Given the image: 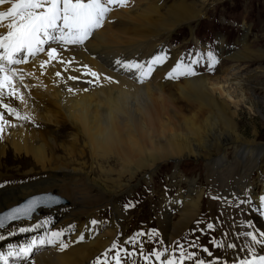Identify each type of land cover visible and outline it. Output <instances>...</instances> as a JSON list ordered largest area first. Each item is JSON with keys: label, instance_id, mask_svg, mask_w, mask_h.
<instances>
[{"label": "bare ground", "instance_id": "6f19581e", "mask_svg": "<svg viewBox=\"0 0 264 264\" xmlns=\"http://www.w3.org/2000/svg\"><path fill=\"white\" fill-rule=\"evenodd\" d=\"M209 1L129 0L126 7H112L103 27L84 44L53 42L51 47L60 52L58 60L49 61V45H45V52L29 62L6 65L13 66L6 75L11 77L16 95L9 98L5 88L4 102L28 119L11 115L0 105V114L7 121L0 132V213L22 202L42 200V193L64 200L40 205L34 215L26 214L27 218L0 227V254L7 257L8 264H29L20 249L35 237L51 238L53 232H62L61 239L70 246L60 251L57 246L38 245L29 257L33 264H86L99 254L104 257L108 246L117 237L124 239L127 232L120 201L113 198L111 221L101 218L102 209L111 202L105 197L131 191L141 179L152 181L153 174L169 163L175 166L169 181L178 184L179 191L174 198L165 196L159 206L160 229L168 242L193 227L207 191L204 185L182 177L184 160L205 163L211 193L225 195L231 189L244 191L249 185L264 183L260 134L256 130L247 137L240 130L241 111L254 102L250 91L264 87V80L260 83L254 75L240 74L238 63L264 61V50L251 49L250 29L244 26L247 30L238 41L241 47L229 55L236 62L235 72L226 67L218 75H199L191 64L195 75L167 78L183 59L179 50L167 52L168 40L179 27L187 25L193 30L192 23L205 15ZM10 6L11 0L0 5V12ZM7 23L0 22V34H6ZM219 45L224 56L228 48L224 37L219 38ZM157 54L167 58L143 83L138 74L116 63H143ZM42 61H48L43 68ZM89 70L98 73L99 79ZM71 76L79 79H69ZM18 162L20 166L13 167ZM15 173L21 174L16 181L1 184L8 180L7 174ZM28 176L30 180L18 181ZM32 195L36 197L25 200ZM81 235L84 239L79 241ZM136 239L138 244L132 249L143 250L142 235ZM10 251L14 255L8 256ZM233 255L185 259L183 264L249 260L241 254L233 259ZM165 258L168 255L162 261ZM121 260L127 264L128 259ZM130 260L148 264L141 255Z\"/></svg>", "mask_w": 264, "mask_h": 264}, {"label": "rangeland", "instance_id": "374dc122", "mask_svg": "<svg viewBox=\"0 0 264 264\" xmlns=\"http://www.w3.org/2000/svg\"><path fill=\"white\" fill-rule=\"evenodd\" d=\"M192 1L201 2L203 0H189V2ZM208 5L209 6L208 9L206 10L205 15L199 20V22L192 23V26L194 27L193 30H191L187 25H184L176 29V31L173 33V35L170 37V39L167 42V45L169 46V47L167 46V49L169 50L167 52L171 54L172 51L179 50L180 52L179 54L185 60L184 63H186V59L183 56V52L185 53L186 56H192V57L196 56L199 57L201 61H204L205 60L204 55L201 52L196 53L198 46L199 47L200 46L204 47V46L199 43H196L197 44L196 45L195 42L199 41L200 43L207 45L208 47L209 41H211L212 44L216 45L219 41L218 38L224 37L225 40L228 41V45H230V47L232 48L231 49L226 48L224 50L225 58L223 60H220L218 62L216 59L215 62L216 67L214 72L210 73L213 71V69L211 68L210 70L208 66L200 68L202 69L203 72L206 73H200L195 65L194 68L199 75L201 74L214 75L216 73L218 75L220 74L222 68H226V67H229L232 70V72H235L233 66L235 67L236 62L230 59L229 55L234 52L233 49H239L241 47L238 41H240V39H242L243 36L245 35V30H247L246 28L244 29L245 25L250 29L248 34V40L251 49L257 50L260 48L261 50H264V0H210L208 2ZM186 47L187 49H185ZM238 64L242 67V70H240V74L242 75L246 74L248 76L254 75L256 76V79H258L260 83L262 80H264V61H257L248 64L246 62H241ZM251 88L252 87H250V89ZM253 88H254V92L250 91V93L252 92V94L254 95L253 96L254 102L253 105L250 104L244 105L241 111L242 122H241L240 130L247 137H251L254 134V132L257 130L258 133L260 134L261 142L264 144V87L255 86ZM53 128L55 129L56 127L53 126ZM11 157H14V155H12ZM18 166H20L19 162L15 163L13 167H18ZM174 167L175 166L172 163H169V165H165L164 167L159 169L161 172L158 170L156 173L153 174L152 177L153 179H151L152 181L149 182L141 179L136 184V186H134V188L129 192L124 191L116 197L107 195L105 197L106 200H109L111 202L109 203V205L105 206L102 209L101 218L108 219L111 221L113 217L112 215L113 208L111 204L113 203V201L114 202L120 201L121 207L122 209L125 210L126 213V217L124 218V226L127 229L126 235L130 233L129 231L136 228L139 229L138 233H142L141 230L142 225H140L141 222H146L148 225H152V226L158 225L160 227V223L158 219L160 215L159 206L162 203L163 198L165 196L169 198H174L179 191V185L178 184L171 185V181H169V177L172 176ZM180 169H181L182 177L184 179L190 181H196L197 184L204 185L205 187L204 186L203 187L207 190L206 192L211 190V187L208 186V182L206 180L208 169L206 168V165L203 161H201L200 159L184 160ZM7 175H9V177H7L8 180H5L4 183H2L1 181L2 185H7L16 181L17 180L16 178H19V176L17 175H21V174L15 173V174H7ZM29 177L30 176L22 177L18 179V181L30 180ZM181 184L185 189H188L187 184L185 182ZM208 197L209 196L205 194L201 214H203L204 211H208L209 208L210 209L213 208L212 205H210V202L207 201ZM113 198L116 201L113 200ZM197 237H198L197 229L195 228L193 232L187 233L186 236H184L180 241H178L177 246L179 248H181L182 246V249H187V247L191 246L192 244L197 249L199 254L202 253L201 256L202 258L203 256L209 257V252L211 253V256L217 255V257L215 256L216 258L222 257V255H224L225 253L228 254L233 253L234 254L232 256L233 259H238L241 257L240 253H237L233 248H227L224 253L214 249H209L207 252L206 251L203 252L204 251V248L202 247L203 241L202 240L196 241ZM41 239H46V238L35 237L34 239H32L30 244H32L35 241L37 242L36 246H38L39 245L38 242ZM129 241L130 240H128V242ZM134 243L136 245L138 244L137 239L136 242ZM29 245H27L26 247H28ZM212 246L215 247L216 249L218 248L220 249V247H222L221 242L217 240L216 241L214 240L212 242ZM188 261L192 262L190 260Z\"/></svg>", "mask_w": 264, "mask_h": 264}, {"label": "snow or ice", "instance_id": "6c2138e0", "mask_svg": "<svg viewBox=\"0 0 264 264\" xmlns=\"http://www.w3.org/2000/svg\"><path fill=\"white\" fill-rule=\"evenodd\" d=\"M9 2V0H0V5ZM129 0H11V6L6 11L0 12V22L8 21L6 28V34H0V105L7 110L11 115H16L18 118L28 119V117H20L15 108L11 107L8 103L4 102L5 88H8L7 96L14 98L16 93L13 88L12 79L6 73L12 71L7 68L6 65H16L25 63L27 57H35L40 53L45 52V45H49L47 49V56L49 61L58 60L60 52L56 47H51L53 42L58 45H82L84 44L94 33L95 30L103 27L107 14L112 10V7H126ZM163 52V50H161ZM24 54V55H20ZM166 55L157 54L153 55L148 61L143 63L137 61H120L116 63L124 68L126 71L138 74V79L141 83L150 77L154 71L156 65L163 63L166 60ZM208 67L214 66L216 59L213 53L207 54ZM59 62L65 63L60 60ZM48 61H42L41 67L43 68ZM67 63H71L68 61ZM191 63H199V59H193ZM93 77L99 79L98 73L91 72ZM195 71L192 69L191 64H185L181 59L171 72L168 73L167 78L177 79L180 75H195ZM15 75V72H13ZM57 76L61 73L57 72ZM69 79H79L77 76H71ZM111 81L110 77H105ZM91 83V81H89ZM72 91V89H69ZM7 121L4 119L3 114H0V132H3L4 126ZM39 201H32L24 209H14L8 217L0 218V227L4 226L6 219L15 218L18 213H27L35 207ZM96 221H92L95 224ZM213 225L209 224L208 228H212ZM62 232H53L51 238L41 239L38 244L57 246L60 251H64L70 245L61 239ZM143 235V233H138ZM245 235L251 238V241L256 245L264 246V231L260 232L258 239L256 235L249 232ZM2 239V237H0ZM84 237L81 235L79 241H82ZM37 242H33L28 247L20 249V253L25 260L29 261V264H33L29 257L32 255L34 248H36ZM234 247V245H229ZM117 244H113L110 249L106 250L102 255L104 259L101 260L97 257L92 264H109L108 255L112 249L117 248ZM125 255H134L127 250H122ZM167 251V250H165ZM204 251H208L204 249ZM14 253L10 251L8 256H12ZM156 257V260L160 261L164 256V252L154 251L152 253ZM209 255L211 253L209 252ZM194 254H185L182 246L180 256L177 260L175 256L172 258H165L162 264H183L185 259H193ZM147 260L148 257H145ZM115 264H122L120 251H117L114 256ZM0 261L3 264H8L6 256L0 254ZM196 264H205L204 260L196 261ZM215 264V262H213ZM241 264H264V254H257L253 249V258L251 260H243Z\"/></svg>", "mask_w": 264, "mask_h": 264}, {"label": "water", "instance_id": "95a60500", "mask_svg": "<svg viewBox=\"0 0 264 264\" xmlns=\"http://www.w3.org/2000/svg\"><path fill=\"white\" fill-rule=\"evenodd\" d=\"M53 203H51V204H53ZM55 203H58V201H56ZM26 214H29L30 216H32V215H34V212L31 210L30 212H27V213H18L15 218L6 219L4 221V226L8 225L13 220H19L20 218H27V217H25ZM8 216H10V214H6L5 216L0 215V218L8 217Z\"/></svg>", "mask_w": 264, "mask_h": 264}]
</instances>
